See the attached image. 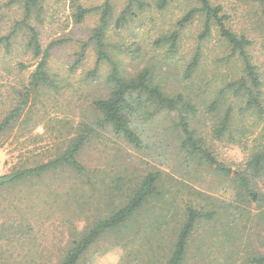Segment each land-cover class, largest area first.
<instances>
[{"label":"rangeland","instance_id":"1","mask_svg":"<svg viewBox=\"0 0 264 264\" xmlns=\"http://www.w3.org/2000/svg\"><path fill=\"white\" fill-rule=\"evenodd\" d=\"M156 1L143 0V11L134 7L120 28L116 19L128 0H43L32 15L29 23L43 49L54 44L47 65L51 84L29 92L19 119L0 136V177L55 158L83 127L90 139L78 161L86 174L62 168L15 187L0 185V226L17 222L31 227V233L19 240H0V254L17 261L33 258L41 264H57L72 241L123 206L149 173H158L160 181L158 192L139 211L134 229L140 234L117 242L114 233H108L78 264H164L187 206L216 216L197 226L184 264H247L249 256L264 253V177L252 181L259 202H252L238 183L247 159L264 144V121L242 112L246 98L228 91L217 110L210 109L221 91L243 76L242 63L217 28L206 39L200 38L203 16L178 28L186 12L198 7L195 0H170L164 9ZM9 2L0 0V39L23 17L21 5ZM263 2L213 0L212 5L222 9L228 29L250 42L247 54L262 81L259 99L264 107ZM105 3L114 10L105 39L112 61L129 77L148 69L165 93L181 94L195 108L188 115L195 138L230 170L228 176L182 150L174 113L136 119L139 147L98 126L101 115L93 103L110 93V64L101 63L97 75H90L97 59L91 44L80 64L76 62L99 23L100 10L95 9ZM77 7L91 10L79 24L74 19ZM175 31L177 50L169 53L168 44L157 40ZM29 36L21 30L8 48L0 44V118L17 106L25 88L30 89V77L40 61L27 47ZM196 52L198 67L187 77ZM228 107L234 117L231 129L217 139L214 130Z\"/></svg>","mask_w":264,"mask_h":264},{"label":"trees","instance_id":"2","mask_svg":"<svg viewBox=\"0 0 264 264\" xmlns=\"http://www.w3.org/2000/svg\"><path fill=\"white\" fill-rule=\"evenodd\" d=\"M43 0H10V4H20L23 10L22 20L15 24L13 30L0 39V44L5 43L9 47L10 39L21 30H27L29 40L27 47L33 52L35 57L40 61L31 75L30 91L25 88V93L20 94V101L7 115L0 118V136L13 127L23 112L28 100L29 92L34 91L42 86H48L51 81L47 74V65L49 60V51L53 48L51 44L43 49L39 40L36 29L30 25L32 15L39 9ZM170 0H157V7L164 9ZM198 7L190 9L177 22L179 29L190 24L195 16L204 17L203 30L200 38L206 39L210 36L213 27L217 28L220 37L230 47L231 54H237L243 67V76L237 81L230 83L226 89L221 91L219 98L210 107L211 110H217V106L223 101L226 92L232 93L235 97H245L244 108L242 112L251 113L260 117L264 121V107L260 101L259 89L262 81L258 75L257 69L252 64L247 48L250 42L244 36H237L225 25V18L221 15L222 9L219 6H213V0H195ZM143 0H128L125 8L116 19V25L120 28L125 24L127 17L133 14V8L137 7L143 11ZM262 14L264 16V2ZM100 18L97 27L92 30V34L87 43L82 46L81 53L76 62L77 65L84 58L86 47L91 44L96 51L95 68L90 73L96 76L101 63L110 64V74L108 76L111 85L110 93L107 98L96 100L93 104L95 109L100 113L101 119L97 122L102 129L110 128L116 137L123 138L129 144L135 147L140 146V138L134 130L135 120L145 115L149 119L153 115L165 111L176 114L175 128L182 135L181 148L191 156H196L202 161L216 166L217 171L228 176L229 169L219 165L210 153L204 148L201 139L195 138L194 130L191 129L188 115L194 113L195 108L181 94L170 96L163 91L160 85L154 83L150 71L143 69L134 76H126L120 69L117 62H113L108 51V45L105 41L108 27L113 18L114 10L109 3L98 7ZM91 12L90 9L77 7L74 19L77 24L81 23L84 18ZM179 33L173 32L169 36L159 38L157 44L163 42L168 44L169 53L177 50ZM200 54L198 52L192 57L186 69V76L189 77L198 67ZM263 115V116H262ZM234 117L232 107L224 112L220 118L219 125L214 130V137L221 138L225 133L230 131ZM83 127L81 132L75 135L68 143L64 151L59 153L55 158L46 163L29 168H18L13 172L0 177L2 186L15 187L32 179H37L49 172L62 168H68L78 175L86 174V169L78 161V155L85 147L90 137ZM264 132V125H263ZM264 177V144L259 151L254 152L244 165V168L238 175L239 187L247 193L252 202H259L260 197L254 191L252 181ZM160 176L158 173L147 174L133 190L128 201L121 207L116 208L107 217L94 222L86 231L82 233L78 240L72 241L71 246L66 251L64 257L57 264H78L83 255L95 245L99 239L108 233H114L117 242H121L128 237L137 236L140 231L134 229L138 222V214L143 205L152 199L158 192ZM216 214L213 211H199L193 206L185 208L184 220L178 229V232L172 242L170 253L164 264H184L190 242L197 226L202 223L203 219L208 221L214 220ZM31 233V227L12 222L8 226H0V240H19L25 235ZM123 238V239H122ZM115 246H117L115 244ZM247 264H264V253L255 256H249L246 259ZM0 264H41L37 260L21 259L15 260L11 255L0 254Z\"/></svg>","mask_w":264,"mask_h":264},{"label":"water","instance_id":"3","mask_svg":"<svg viewBox=\"0 0 264 264\" xmlns=\"http://www.w3.org/2000/svg\"><path fill=\"white\" fill-rule=\"evenodd\" d=\"M0 184H1V182H0Z\"/></svg>","mask_w":264,"mask_h":264}]
</instances>
